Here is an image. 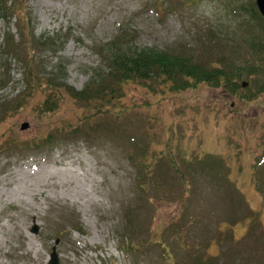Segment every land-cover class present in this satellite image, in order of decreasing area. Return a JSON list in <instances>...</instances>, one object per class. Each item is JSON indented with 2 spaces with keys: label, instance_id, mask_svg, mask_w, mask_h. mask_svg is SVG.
I'll use <instances>...</instances> for the list:
<instances>
[{
  "label": "rangeland",
  "instance_id": "1",
  "mask_svg": "<svg viewBox=\"0 0 264 264\" xmlns=\"http://www.w3.org/2000/svg\"><path fill=\"white\" fill-rule=\"evenodd\" d=\"M7 1L0 264H48L53 247L58 264H264L255 0ZM115 41L226 68L236 86L113 83Z\"/></svg>",
  "mask_w": 264,
  "mask_h": 264
},
{
  "label": "trees",
  "instance_id": "2",
  "mask_svg": "<svg viewBox=\"0 0 264 264\" xmlns=\"http://www.w3.org/2000/svg\"><path fill=\"white\" fill-rule=\"evenodd\" d=\"M14 0L12 4H16ZM7 0H0V5L10 13H15L14 7L7 6ZM251 11L264 24V18L260 15L255 5L251 3ZM19 12V11H17ZM21 15V12H19ZM12 38V37H11ZM125 42L115 41L109 45L105 51L107 60L111 62V70L113 71L111 81L113 83H124L127 81H141L146 82L151 76H157L163 83L171 85L176 84L178 78H183L186 81H193L195 83L206 82L218 85L236 86V83L231 75V70L226 71V68L214 67L211 63H193V61L186 56L175 55L169 52H161L156 50L145 49L141 51H130L123 49ZM127 44V43H125ZM249 45L252 47V54L264 63V33L259 31V34L252 36ZM246 72L256 73L258 66L249 65ZM110 87V84H108ZM99 87V86H98ZM183 84H177L176 88L182 89ZM95 93L100 95L104 92V88H97L94 91H83L82 95Z\"/></svg>",
  "mask_w": 264,
  "mask_h": 264
},
{
  "label": "water",
  "instance_id": "3",
  "mask_svg": "<svg viewBox=\"0 0 264 264\" xmlns=\"http://www.w3.org/2000/svg\"><path fill=\"white\" fill-rule=\"evenodd\" d=\"M255 5L260 15L264 18V0H255ZM34 231L36 230L34 229ZM48 264H58V256H57L55 247L52 248V252L50 253V260Z\"/></svg>",
  "mask_w": 264,
  "mask_h": 264
}]
</instances>
